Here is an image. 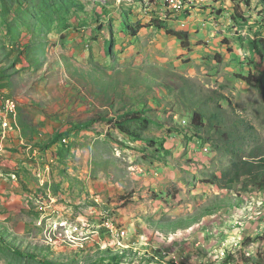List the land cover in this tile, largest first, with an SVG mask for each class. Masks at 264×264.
<instances>
[{
    "label": "rangeland",
    "instance_id": "1",
    "mask_svg": "<svg viewBox=\"0 0 264 264\" xmlns=\"http://www.w3.org/2000/svg\"><path fill=\"white\" fill-rule=\"evenodd\" d=\"M80 1L85 8L75 12L77 19L64 20L71 19L72 13L54 12L52 19L50 14L43 15L46 25L49 20L59 23L60 32L45 28L49 33L36 45L50 46L47 62L55 57L62 61L64 54L79 68L112 73L111 79L101 77L107 81L104 94L109 104L120 107L119 95L114 103V91L133 94L139 102L154 98L157 110L151 115L158 122L149 135L153 139L145 144L151 147L157 139L168 138V150L160 144L165 160L155 157L153 162L171 169L146 189L148 203L140 205L136 231L131 222L118 220V207L98 212L101 204L94 197L68 215L59 209L49 210L39 228L34 214L26 212L29 208L14 211L0 198V264H218L229 255L233 264H264V242H249L264 234L261 193L243 202L242 208L222 209L189 230L176 231L171 226L183 217L201 218L204 207L231 197L226 190L207 184L215 175L223 179L231 155L214 151L189 128L193 110L206 114L218 103L209 101L210 97H224L226 100L219 102L222 109L252 125L259 145L264 143V58L251 47L254 41L264 46V0H192L193 6L184 0L182 12L191 10L177 18L168 13V7L162 9L160 2L151 0ZM43 2L25 0L12 5L0 0V60L24 58L28 53L33 15L42 14L41 8L47 6ZM86 15L91 17L87 21L83 19ZM67 31L74 33V42L65 50L61 46L69 36ZM250 76L253 86L244 80ZM7 97L16 106L15 116L7 107L13 127L21 103L12 95ZM204 99L206 103L200 105ZM147 112L133 111L139 115ZM4 117L0 108V123ZM137 126L133 123L132 128ZM114 129L122 133L115 125ZM0 136L4 137V132ZM112 136L119 150L109 147L108 151L116 155L120 151L121 161H129L134 151H140L137 146L123 144V139L119 141L116 132ZM245 148L251 149L249 145ZM137 154L139 159L145 156L142 151ZM133 197H124L127 200L121 207L126 208ZM135 198L136 203L143 199ZM111 203L107 201L104 207ZM103 212L105 219L101 218ZM103 227H110L108 233Z\"/></svg>",
    "mask_w": 264,
    "mask_h": 264
},
{
    "label": "crops",
    "instance_id": "2",
    "mask_svg": "<svg viewBox=\"0 0 264 264\" xmlns=\"http://www.w3.org/2000/svg\"><path fill=\"white\" fill-rule=\"evenodd\" d=\"M43 1V5L47 6L41 8L42 14L33 15L30 33L35 42L32 39L27 45L28 53H25L24 58L20 56L21 59L6 56V60H0V108L5 113L0 132H4L6 137L0 136V198L14 211L29 208L26 212L34 214L36 228L44 224L43 219L49 215V210L59 209L68 215L69 212L80 210L78 207L85 206L87 200L93 197L101 204L98 212L118 207L116 211L121 212L117 213L118 220L124 224L131 222V228H136L135 217L141 214L140 205L148 203L146 189L149 185L153 186L156 179L161 180L160 177L171 169L163 163L158 164L161 167L155 166L157 164L153 162L155 157L160 161L165 160L164 151L158 153V150L160 144L168 150L170 141L168 138L157 139L152 148L145 144L153 139L149 137L153 134V121L146 125L141 122V126L135 127L136 131L143 130L141 141L120 134L114 125L118 127V122L128 120L134 115L133 111L139 110H148L141 116L154 120L151 115L157 110L154 98L146 97V102H139L133 94L112 90L116 95L114 103L120 96L118 108L116 104L107 102L104 94L107 81L101 78L111 79L112 73L88 67L79 68L73 59L64 54L62 61L55 57L53 61L47 62L50 46H38L36 42L42 35L49 33L45 28L60 31L59 23L53 20H49L46 25L47 20L43 15L50 14L52 19L54 12L72 13L71 19L65 17L64 20H74L78 18L75 12L85 8V5L80 0ZM90 18L87 15L83 17L85 21ZM70 41L74 42V33L67 37L61 47L68 49L72 45ZM4 95H12L21 103L13 127L8 118L11 114L7 110V100L10 98ZM130 125L132 127L133 123ZM164 130L168 131L167 128ZM8 131L11 132L7 137ZM113 132H116L119 141L123 139V144L137 146L145 156L140 155L139 159L137 153L140 151H134L130 160L124 162L120 159V151V155L110 153L109 147L119 150ZM149 181L152 182L149 184ZM127 196L134 197L126 208H122L127 200L124 197ZM136 196H142L143 199L136 203ZM109 200L114 203L104 207ZM105 213L101 214L102 219H105ZM209 218L204 220L208 221Z\"/></svg>",
    "mask_w": 264,
    "mask_h": 264
},
{
    "label": "trees",
    "instance_id": "3",
    "mask_svg": "<svg viewBox=\"0 0 264 264\" xmlns=\"http://www.w3.org/2000/svg\"><path fill=\"white\" fill-rule=\"evenodd\" d=\"M4 1L5 0H3V2ZM16 1L17 0H15V2ZM19 1L22 2L21 0ZM151 1L153 4L160 2L162 9L166 6L161 0ZM191 1L192 0H187L188 4L193 6ZM11 4L13 5V3ZM189 10L191 9L188 8L185 12L179 14L178 12L169 9L168 13L173 16L175 15V18H177L182 17ZM251 47L254 53H258L260 58H264V46L261 45L260 42H252ZM244 80L248 85L253 86L255 84L253 81L254 78L251 76ZM195 94L196 97L200 96L197 93ZM225 100L224 97L221 99L210 97L209 101H218V103L211 111L205 109L206 114H203L198 110H193L192 125L189 128L195 133L200 134L204 144L206 143L208 147L209 145H212L214 151L226 154L227 156L231 155V158L229 159V170L222 173L223 179L215 175L212 177V180H209L207 183L213 187L217 186L221 190H226L231 197L227 200H216L212 204L204 207L203 212L201 213V218L188 216L176 220L171 225L176 231H185L194 226L200 225L202 222L201 219L214 217L222 209L226 208V211H230L232 209L242 208L244 205L243 202L258 198L257 195L260 193L263 194L264 197V143L259 145V138L252 125L243 121V119L239 117L231 116L222 109L219 102ZM204 103H206L205 99L201 100L200 105H203ZM151 121L154 122V120H147L139 114H134L131 118L120 122L117 126L123 134L133 137L137 141H141L143 130L139 129V131H136L130 124L137 123L138 126H141V122H143L142 125H146L151 124ZM207 121L209 122V126L206 125ZM253 143H256L257 145L252 147L253 145L251 144ZM154 144L156 143L154 142ZM247 145L251 147L250 150L245 148ZM161 150H163V147L161 148L160 146L158 153ZM233 195L236 197H232ZM261 236L262 237H259L257 241L253 240L249 242H264V234ZM229 254L230 253H228V255ZM225 260L222 264H233L235 262L232 255H229Z\"/></svg>",
    "mask_w": 264,
    "mask_h": 264
},
{
    "label": "bare ground",
    "instance_id": "4",
    "mask_svg": "<svg viewBox=\"0 0 264 264\" xmlns=\"http://www.w3.org/2000/svg\"><path fill=\"white\" fill-rule=\"evenodd\" d=\"M167 7L170 10L176 11L178 13H182L183 8H184V0H181V4L175 5L174 8L170 7V6H167ZM9 106H10L11 112H13V116H15L16 115V113H15V107H16L15 103L13 101H7V107H9Z\"/></svg>",
    "mask_w": 264,
    "mask_h": 264
},
{
    "label": "built area",
    "instance_id": "5",
    "mask_svg": "<svg viewBox=\"0 0 264 264\" xmlns=\"http://www.w3.org/2000/svg\"><path fill=\"white\" fill-rule=\"evenodd\" d=\"M161 1L163 3H165L166 6H170V7H173V8L175 7V5L181 4V0H161ZM4 138L6 139V137H4ZM103 228L108 233V228H110V227H103ZM195 258H196V256H195Z\"/></svg>",
    "mask_w": 264,
    "mask_h": 264
},
{
    "label": "clouds",
    "instance_id": "6",
    "mask_svg": "<svg viewBox=\"0 0 264 264\" xmlns=\"http://www.w3.org/2000/svg\"><path fill=\"white\" fill-rule=\"evenodd\" d=\"M214 259H215V258H214ZM214 261H215V260H214ZM216 263H217V262H216ZM216 263H215V264H216ZM219 263H223V262H218V264H219ZM208 264H209V263H208Z\"/></svg>",
    "mask_w": 264,
    "mask_h": 264
}]
</instances>
